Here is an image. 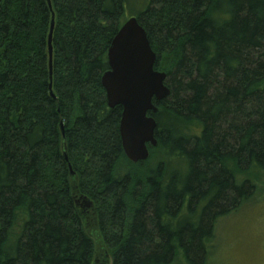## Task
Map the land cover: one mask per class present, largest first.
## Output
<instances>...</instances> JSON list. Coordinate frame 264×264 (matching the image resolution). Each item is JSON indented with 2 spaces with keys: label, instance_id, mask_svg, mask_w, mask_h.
<instances>
[{
  "label": "trees",
  "instance_id": "trees-1",
  "mask_svg": "<svg viewBox=\"0 0 264 264\" xmlns=\"http://www.w3.org/2000/svg\"><path fill=\"white\" fill-rule=\"evenodd\" d=\"M50 1L56 99L48 0H0V264L92 263L71 168L111 264H205L217 219L264 172V0L137 10L170 88L155 101L162 158L146 168L126 157L101 83L129 0Z\"/></svg>",
  "mask_w": 264,
  "mask_h": 264
},
{
  "label": "water",
  "instance_id": "water-1",
  "mask_svg": "<svg viewBox=\"0 0 264 264\" xmlns=\"http://www.w3.org/2000/svg\"><path fill=\"white\" fill-rule=\"evenodd\" d=\"M48 2L52 9L51 1L48 0ZM54 27L55 13L52 9L48 36L49 89L51 96L56 99L53 89ZM156 60L157 54L138 17L131 16L126 19L108 48V69L102 74L101 83L106 92L108 106L110 108L117 105L122 107L119 126L122 146L126 157L134 163L147 160L151 147L157 146L156 115L159 107L156 102L166 99L170 94V88L166 83L167 72L156 67ZM60 128L63 136L64 157L68 160L63 121L60 123ZM71 176L75 203L86 230H88V221L91 219L98 226L95 204L91 198L79 192L72 168ZM103 244L105 245L104 242ZM98 261L96 254L93 264ZM102 261L103 264H109V253L106 250Z\"/></svg>",
  "mask_w": 264,
  "mask_h": 264
},
{
  "label": "rangeland",
  "instance_id": "rangeland-1",
  "mask_svg": "<svg viewBox=\"0 0 264 264\" xmlns=\"http://www.w3.org/2000/svg\"><path fill=\"white\" fill-rule=\"evenodd\" d=\"M145 6L146 0H129L123 20L135 16L137 10H143ZM161 158L160 150H152L145 168L155 165ZM246 176L255 182V192L217 219L205 264H264V172L254 170ZM87 228L95 241L94 258L97 254L99 260L96 264H103V253L109 251L101 241L98 226L91 219ZM111 262L109 254V264Z\"/></svg>",
  "mask_w": 264,
  "mask_h": 264
}]
</instances>
